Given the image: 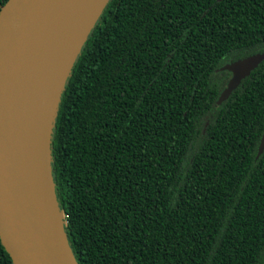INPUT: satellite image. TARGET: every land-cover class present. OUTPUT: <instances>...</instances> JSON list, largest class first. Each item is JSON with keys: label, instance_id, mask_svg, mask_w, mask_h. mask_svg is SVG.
I'll list each match as a JSON object with an SVG mask.
<instances>
[{"label": "trees", "instance_id": "obj_1", "mask_svg": "<svg viewBox=\"0 0 264 264\" xmlns=\"http://www.w3.org/2000/svg\"><path fill=\"white\" fill-rule=\"evenodd\" d=\"M257 52L264 0H108L51 135L78 264H264V60L216 104Z\"/></svg>", "mask_w": 264, "mask_h": 264}, {"label": "water", "instance_id": "obj_2", "mask_svg": "<svg viewBox=\"0 0 264 264\" xmlns=\"http://www.w3.org/2000/svg\"><path fill=\"white\" fill-rule=\"evenodd\" d=\"M107 2H103L68 65L42 143L36 133L26 132L34 126L25 104L26 89L39 83L37 75L45 63L37 38L60 0H7L0 5V241L14 264H78L56 196L51 135L66 79ZM263 60L264 52H257L223 64L218 70L228 71L230 76L216 104L226 100ZM263 150L264 130L255 157Z\"/></svg>", "mask_w": 264, "mask_h": 264}, {"label": "bare ground", "instance_id": "obj_3", "mask_svg": "<svg viewBox=\"0 0 264 264\" xmlns=\"http://www.w3.org/2000/svg\"><path fill=\"white\" fill-rule=\"evenodd\" d=\"M105 0H60L51 20L43 25L37 38L44 52L45 67L37 75L39 83L31 85L25 104L34 126L26 132L36 133L44 142L52 107L68 65ZM24 68V64H23ZM25 70L28 65L25 62ZM28 140H32L30 137Z\"/></svg>", "mask_w": 264, "mask_h": 264}]
</instances>
